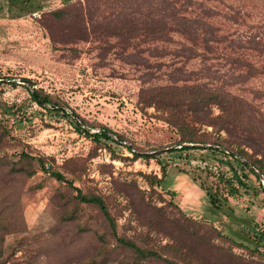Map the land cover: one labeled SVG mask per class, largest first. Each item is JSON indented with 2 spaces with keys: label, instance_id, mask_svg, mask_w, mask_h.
Wrapping results in <instances>:
<instances>
[{
  "label": "rangeland",
  "instance_id": "374dc122",
  "mask_svg": "<svg viewBox=\"0 0 264 264\" xmlns=\"http://www.w3.org/2000/svg\"><path fill=\"white\" fill-rule=\"evenodd\" d=\"M186 1L183 8L182 0H175L174 12L182 14L183 10L187 17L202 22L196 25L197 37L207 38V25L216 37L208 38L210 49L198 42L195 56L182 53V45L189 41L170 26L172 6L164 0H0V127L8 134L0 142V157L14 160L18 150L24 149L46 157L54 167L69 158H83L84 170L74 185L86 195L93 189L114 194L120 206L128 199L120 183L133 181L137 189L147 191L138 172L159 176L163 166L165 175L155 191L171 199L185 215L244 244L247 233L264 225V193L257 181L232 162L238 174L246 175L241 179L254 189L240 188L237 194L227 195L219 209L212 208L192 176L213 187L216 174L227 173L224 161L230 159L212 157L199 149L172 150L179 147L172 144L175 131L151 106L140 108L137 93L155 85L181 83L183 77L222 83L252 101L264 115V72L239 76L244 70L233 59L236 55L257 68L264 62L258 48L264 44V0ZM63 8L89 15L92 22L85 32L61 28L63 23L50 13ZM122 20L160 26L150 36L128 35L120 40L111 33L115 32L113 25ZM24 85L41 87L63 101L66 113L71 109L88 123L106 126L125 138L121 143L154 157L132 159L124 146L110 142L116 156L104 148L94 149V142L76 131L61 113L45 111L30 101ZM212 112H216L214 107ZM82 127L89 132L98 130L97 126ZM57 185L40 171L24 179L0 168V264H62L76 260L90 246L87 236L65 242L63 233L52 236L46 231L53 223ZM153 198L156 205L163 203ZM83 205L95 215L94 206ZM142 214L123 208L116 220L119 231L144 230L139 221ZM165 240L161 237L160 242ZM197 248L207 264H264V254L249 256L236 246H231L230 253L222 252L225 245L217 250Z\"/></svg>",
  "mask_w": 264,
  "mask_h": 264
},
{
  "label": "trees",
  "instance_id": "16d2710c",
  "mask_svg": "<svg viewBox=\"0 0 264 264\" xmlns=\"http://www.w3.org/2000/svg\"><path fill=\"white\" fill-rule=\"evenodd\" d=\"M164 1L172 6L170 14L174 22L170 23V26L176 27L179 35L189 41V44L182 45V53L197 55L195 46L198 42L206 49H210L208 38L216 39L210 25L206 26L209 35L207 38L197 37L195 29L198 28L196 25L200 21L197 22L195 17H187L183 10L182 14H176L175 0ZM185 4H188L187 1L184 3L182 0L183 8ZM50 15L63 23L62 29L67 30L66 26L76 28L79 34L85 32L87 24L92 22L89 15L85 16L80 9L75 11L63 8L51 12ZM158 26L160 25L156 26L152 23L147 25L143 21L125 23L122 20L120 24L113 25L115 32L111 34L120 40H126L128 35L146 37L152 35ZM199 27L202 28L203 25ZM137 31L139 33L136 34ZM61 35L65 36V33ZM258 48L264 53V44L260 43ZM233 59L244 70L239 76H244L245 72L252 73L254 70H258L259 73L264 72V62L258 69L241 57L235 55ZM187 79L183 77L181 83L171 82L141 89L137 93V103L140 108L151 106L158 118L175 131L177 137L172 141L173 145L207 144V146L180 145L172 150L199 149L212 157L221 155L230 159L224 161L227 173L222 171L217 173L216 184L213 187H208L198 176H192V180L197 181L198 186L206 193L212 208L219 209L226 196L237 194L240 188L248 191L254 189L241 179V176L246 175L242 172L238 174L235 166L251 174L257 181V187L264 193V187L257 176L232 154L235 153L245 159L264 176L263 113L252 101L232 93L222 83L213 84ZM25 87L30 101L45 111L61 113L76 131L88 136L94 142V149L104 148L112 156H116L113 147L107 143L110 142L124 146L131 153L132 159L140 156L154 157L152 154L138 153L135 147L121 143L125 138L106 126L88 123L69 108L70 113H66L62 108L63 101L41 87ZM46 104L49 107H46ZM212 107L216 109L215 113L212 112ZM81 125L97 126L98 130L89 132ZM202 126L209 127V130H205ZM4 134L6 135L7 131L0 127V142ZM205 156L202 157L203 160L206 159ZM0 168L7 174L18 175L24 179L40 171L44 176L58 183L54 193L56 209L52 215L53 223L46 231L51 232L52 236L63 233L66 235L65 242L83 236L90 238V246L83 254L77 255L76 260H66L62 264H207L204 253L199 254L197 247L217 250L223 249V245L226 246L222 251L225 253H230L231 246H236L249 256L260 257L264 254V225L260 229L253 228L249 234L247 233L248 243L243 244L223 234L214 226L185 215L171 199H165L161 193L155 191L154 187L160 185L165 175L163 166H160L159 176L138 172L148 185L147 191L137 189L133 181L120 183L122 185L120 191L128 192V199L121 206L114 199V194H103L93 189L86 195L81 187L74 185L73 182L79 180L80 173L84 170L83 158H69L59 167H54L48 164L46 157L19 149L14 160H8L6 156L0 157ZM203 169L208 171L209 167L204 165ZM166 194L172 195L169 190ZM153 197L163 203L156 205ZM83 203L91 204L96 208L94 216L85 209ZM123 208H129L131 214L137 210L143 211V220L139 218L136 220L139 219L145 229L134 228L130 233L119 231L116 220ZM172 209L175 213L171 211ZM161 237H166L163 243L160 242ZM13 248L14 244L11 243L10 251H13Z\"/></svg>",
  "mask_w": 264,
  "mask_h": 264
},
{
  "label": "water",
  "instance_id": "95a60500",
  "mask_svg": "<svg viewBox=\"0 0 264 264\" xmlns=\"http://www.w3.org/2000/svg\"><path fill=\"white\" fill-rule=\"evenodd\" d=\"M26 83L29 84L28 81H26ZM48 105V104H47ZM70 113V112H68ZM72 116V115H71ZM74 117V116H72ZM78 121V120H77ZM82 126V125H81ZM110 136H112V134L109 133ZM180 145H188V146H207V144H191V143H188V144H184V143H181ZM179 145V146H180ZM220 149H223V148H220ZM225 152L227 153H232L231 151H228L226 149H223ZM237 159H239L240 161L244 162L246 164V166L257 176V178L259 179L260 183L262 184V186L264 187V176H262V174H260L250 163H248L245 159H243L242 157H240L239 155L235 154V153H232Z\"/></svg>",
  "mask_w": 264,
  "mask_h": 264
}]
</instances>
